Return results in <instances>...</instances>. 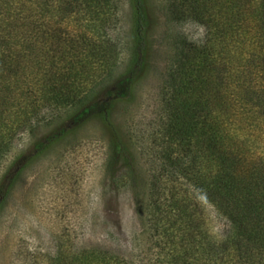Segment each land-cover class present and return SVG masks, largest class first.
<instances>
[{"label": "trees", "instance_id": "16d2710c", "mask_svg": "<svg viewBox=\"0 0 264 264\" xmlns=\"http://www.w3.org/2000/svg\"><path fill=\"white\" fill-rule=\"evenodd\" d=\"M53 1L0 0V115L20 108L33 88L42 103L55 108H74L95 95L99 70L86 67L84 60L99 55L104 67L110 55L95 50L92 37L80 39L77 30L101 24L108 0ZM132 1L133 45L139 55L145 16L142 0ZM208 3L215 10L217 0L170 4L176 21L183 7L208 31L204 43L176 36L162 88L164 140L147 210L156 249L150 264H225L232 259L248 264L251 244L260 231L264 236V0H222L219 18L206 13ZM63 20L72 25L68 38L58 30ZM129 83L126 76L118 78L107 91L109 99L124 97ZM106 104L94 99L80 116ZM7 128L0 135V153L14 132ZM188 186L222 211L235 230L233 242L219 247L201 242ZM57 263L133 264L93 248L68 260L57 257Z\"/></svg>", "mask_w": 264, "mask_h": 264}, {"label": "rangeland", "instance_id": "374dc122", "mask_svg": "<svg viewBox=\"0 0 264 264\" xmlns=\"http://www.w3.org/2000/svg\"><path fill=\"white\" fill-rule=\"evenodd\" d=\"M172 1L142 0L145 33L139 55L133 45L132 0H108L101 24L79 27L80 39L92 37L95 50L110 55L104 67L99 55L85 58L86 67L99 70L95 95L85 104L55 108L42 103L41 93L33 88L22 97L20 108L0 115V135L4 126L14 129L0 153V264H58L57 257L68 260L86 248L133 264L156 259L147 210L164 140L162 88L176 36L204 43L208 31L183 7L176 21L170 13ZM221 1L215 10L208 3L206 13L219 18ZM65 21L58 26L62 38L72 32ZM124 76L130 82L127 94L109 99L108 89ZM94 99L107 102L105 108L80 116ZM177 177L172 176L173 182ZM187 190L201 242L215 247L233 242L235 230L222 211L189 186ZM251 245L248 264H264L261 231ZM225 264L242 263L232 259Z\"/></svg>", "mask_w": 264, "mask_h": 264}]
</instances>
